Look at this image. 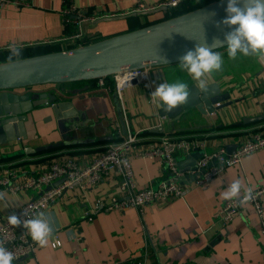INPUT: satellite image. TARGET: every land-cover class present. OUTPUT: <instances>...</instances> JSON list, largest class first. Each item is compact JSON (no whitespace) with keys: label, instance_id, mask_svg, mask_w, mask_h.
I'll use <instances>...</instances> for the list:
<instances>
[{"label":"crops","instance_id":"1","mask_svg":"<svg viewBox=\"0 0 264 264\" xmlns=\"http://www.w3.org/2000/svg\"><path fill=\"white\" fill-rule=\"evenodd\" d=\"M18 1L20 6L7 4L0 7L1 57L10 55L13 45L21 48L47 44L49 48L58 50L71 48L77 29L73 24L63 22L69 3L79 12L96 18L130 12L138 1L156 5L166 0ZM132 19L141 24L150 22L148 18H131L125 22L100 24L88 29L90 35L86 40H99L128 31ZM218 52L223 55V68L212 73L208 80L217 81L222 86H231L243 80L263 65L252 56L240 55L236 60H230L226 49ZM177 80L188 84L195 82L177 65L151 69L146 83L129 85L120 91L122 103L132 115L151 114L154 110L151 93L159 84ZM84 84L87 83L70 87ZM88 84L95 88L97 82ZM73 104L80 112H76L78 124L84 122L81 130H71L70 137L76 136V144L42 155L8 157L26 146L35 147L61 140V132L56 130L57 119L50 111L44 110L35 123L28 122L30 135L27 140L20 139L0 146V166L13 168L17 181L21 182L37 175L52 162L74 159L80 166H85L106 144L115 142L108 139L113 126L109 117L114 111L110 94L95 88L75 97ZM143 120L146 121L143 117L138 118L137 127L143 125ZM262 124L240 129L225 125L223 129L183 132L173 136H194L204 143L200 150L211 154L226 145L238 143L244 138L243 130L256 129ZM113 134V137L123 139L116 132ZM86 138L94 141H83ZM176 157L184 158L185 154L178 153ZM131 165L138 188H156L167 177L158 159L132 156ZM236 179H240L245 188L254 189L264 184V148L243 156L239 165L228 167L222 175L211 180L208 188L201 189L192 184L193 180L187 181L183 185H187L189 190L184 198L147 205L142 212L137 208H128L123 212H97L90 221L86 220L85 213L94 207L96 201L110 203L113 198H123L119 190L121 177L116 173L86 189H66L46 210L55 229L52 240L58 239L60 245L53 247L50 241L48 247L41 248L30 236L35 245L34 253L13 264H128L133 259L141 260L142 264H264V236L252 206H241L229 222H222L218 215L226 201L221 199V193ZM3 193L6 195L0 200V223L6 221L23 202L39 197L41 190L12 192L7 189ZM261 205L264 211V197Z\"/></svg>","mask_w":264,"mask_h":264},{"label":"water","instance_id":"2","mask_svg":"<svg viewBox=\"0 0 264 264\" xmlns=\"http://www.w3.org/2000/svg\"><path fill=\"white\" fill-rule=\"evenodd\" d=\"M226 6L227 0H214L174 16L170 15L171 8L161 5L146 11L96 17L80 23V37L71 40L74 44L71 48L0 61V146L27 140L30 135L28 122L35 123L44 110L50 111L57 119L56 130L61 132V140L26 146L8 157L36 155L76 144V136L71 138L70 133L81 130L84 122L78 124L80 112L74 108V99L95 88L110 94L114 110L109 117L113 125L108 135L110 141L115 139L113 132L127 139L135 134L173 136L183 132L223 129L225 125L240 129L264 123V64L231 86L209 81L207 91H200L195 82L189 83L191 95L188 103L172 112L158 109L154 104L151 114L132 115L123 105L121 93L117 92L114 84L110 90L106 84L98 87L97 83L95 88L88 84L98 80L111 82L124 72L175 66L179 58L197 44L210 46L214 39L223 41L225 33L231 29L217 25L226 17ZM131 18H148L150 22L133 30L86 42L89 28ZM48 46L41 44L20 49ZM224 49L219 47L214 51ZM76 83L87 84L70 87ZM141 117L146 121L143 120L140 128L137 123ZM83 141L93 142L94 139ZM237 147V143L226 145V154L231 155ZM204 154L203 150L194 149L184 158L176 157V168L180 174L176 181L182 184L196 181V165ZM64 180H58L53 186Z\"/></svg>","mask_w":264,"mask_h":264},{"label":"built area","instance_id":"3","mask_svg":"<svg viewBox=\"0 0 264 264\" xmlns=\"http://www.w3.org/2000/svg\"><path fill=\"white\" fill-rule=\"evenodd\" d=\"M188 1L166 0L156 5L138 1L131 11H146L161 5L171 8L172 11ZM7 4L20 6L21 2L18 0H0V7ZM74 16L79 18L73 19ZM93 19L94 17L79 12L69 3L67 10L64 11L63 22L64 24L71 23L76 27L77 33L74 38H78L80 37V23ZM146 76H148V69H141L117 75L109 83L105 80H98L97 83L99 86L106 84L108 90L114 84L117 92H120L124 87L134 83H146L147 80H144ZM242 132L244 138L238 141V147L231 155H227L225 148L222 147L211 154H204L199 159L196 165L198 178L192 183L195 187L208 188L211 180L222 175L228 167L239 165L243 156L264 148V124L259 125L256 129H247ZM203 146L204 143L194 136L130 135L127 139L106 144L98 155L85 166H80L74 159L52 162L37 175L29 176L21 182L17 181V173L13 168L0 166V192L7 189L12 192L26 189L41 190L39 197L23 202L13 212V214L21 216V219L31 218L39 211L46 212L50 204L59 198L66 189H86L98 184L111 173H116L121 177L119 190L123 194V198H113L110 203L101 200L96 201L94 207L85 213L86 220L90 221L97 212H123L128 208H137L142 212L147 205L160 204L166 200L184 198L187 195L189 187L176 181V178L180 176L176 168V155L178 153L188 154L194 149H201ZM132 156L158 159L167 173V177L160 181L156 188H138L131 165ZM212 161L214 162L210 164ZM62 178H65L62 183L53 186ZM253 193L255 199L246 204L251 205L256 213L260 221V232L264 236V211L261 205V199L264 197V184L254 188ZM240 207L237 202L226 200L218 211L222 222L231 221L238 214ZM23 212L27 213V217L21 215ZM0 241L15 255L16 259L13 262L34 253L35 245L27 230L13 227L8 223V219L0 223ZM128 264H142V261L133 259Z\"/></svg>","mask_w":264,"mask_h":264},{"label":"clouds","instance_id":"4","mask_svg":"<svg viewBox=\"0 0 264 264\" xmlns=\"http://www.w3.org/2000/svg\"><path fill=\"white\" fill-rule=\"evenodd\" d=\"M225 11L226 17L217 26L222 24L231 30L225 33L223 41L214 39L210 46L207 43L197 44L179 58L177 67L196 82L200 91H207L208 77L223 68V55L214 51L215 48L225 47L230 60H236L240 55L252 56L264 64V0H227ZM20 55L19 47H10L9 61L14 57L19 58ZM190 95L188 83L177 80L159 84L151 93V100L158 109L172 112L187 104ZM5 195L0 192V200L5 199ZM221 199L235 201L239 206H244L255 199V196L251 187L245 188L242 181L236 179L221 193ZM21 215L27 217L26 212ZM8 223L27 230L32 240L41 248L48 247L50 241L53 247L60 244L59 240H52L55 231L53 220L45 211H39L33 217L24 219L12 214L8 216ZM15 259V255L0 241V264H13Z\"/></svg>","mask_w":264,"mask_h":264},{"label":"trees","instance_id":"5","mask_svg":"<svg viewBox=\"0 0 264 264\" xmlns=\"http://www.w3.org/2000/svg\"><path fill=\"white\" fill-rule=\"evenodd\" d=\"M211 1H214V0H192V1H189L185 5H181L175 9H173L171 11L170 15L171 16L178 15L180 13H183V12L192 10L194 8L200 7L202 5H205ZM129 24H130V30H133V29L145 26L148 23L146 22L144 24H141L137 19H132ZM96 39L97 38L86 40V42H92V40H96ZM56 50H58V49L57 48H49V47L48 48H38V49H33V50L28 49V50L22 51L21 55L24 57V56L37 55V54H42V53H46V52L56 51ZM8 57H9V54L4 55L3 57L0 56V60H3V61L8 60ZM106 82L109 83L110 81H106ZM79 85H80V83H76V84H73L71 86H79ZM117 138L118 137H116L115 140H112V141H119L120 139H117Z\"/></svg>","mask_w":264,"mask_h":264},{"label":"rangeland","instance_id":"6","mask_svg":"<svg viewBox=\"0 0 264 264\" xmlns=\"http://www.w3.org/2000/svg\"><path fill=\"white\" fill-rule=\"evenodd\" d=\"M34 49H38V48H34ZM30 50V49H29ZM31 50H33V49H31ZM21 57H23L22 55H20V57L19 58H21ZM25 57V56H24ZM13 59H16L15 57L13 58ZM9 60V59H8ZM59 150V149H58ZM55 151H57V149L55 150ZM48 152H50V151H48ZM46 153V152H45ZM39 154H44V152L43 153H39Z\"/></svg>","mask_w":264,"mask_h":264},{"label":"bare ground","instance_id":"7","mask_svg":"<svg viewBox=\"0 0 264 264\" xmlns=\"http://www.w3.org/2000/svg\"><path fill=\"white\" fill-rule=\"evenodd\" d=\"M144 80H147V76H146V77H144Z\"/></svg>","mask_w":264,"mask_h":264}]
</instances>
